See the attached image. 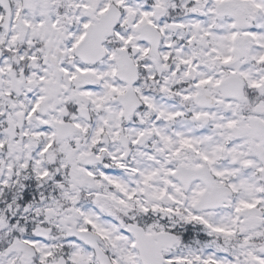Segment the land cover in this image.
I'll return each mask as SVG.
<instances>
[{"label":"snow or ice","instance_id":"obj_1","mask_svg":"<svg viewBox=\"0 0 264 264\" xmlns=\"http://www.w3.org/2000/svg\"><path fill=\"white\" fill-rule=\"evenodd\" d=\"M0 264H264V0H0Z\"/></svg>","mask_w":264,"mask_h":264}]
</instances>
